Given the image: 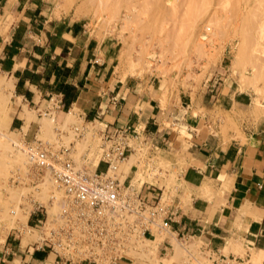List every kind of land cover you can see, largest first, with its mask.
<instances>
[{
	"label": "crops",
	"instance_id": "obj_1",
	"mask_svg": "<svg viewBox=\"0 0 264 264\" xmlns=\"http://www.w3.org/2000/svg\"><path fill=\"white\" fill-rule=\"evenodd\" d=\"M114 45L109 38L90 35L78 20L48 17L43 0H0V79L11 81L17 100L13 112L9 109L8 127L23 128L24 109L31 107L37 113L28 121L24 139L32 142L38 116L54 94L61 100L57 119L72 110L77 119L93 120L107 129L134 127L138 140L161 153L175 151L183 162L179 188L168 204L173 213L169 233L199 241L200 247L216 250L217 255L242 253L248 261L251 252L264 253V116L249 120L242 115L247 92L216 70L208 92L198 99L205 107L239 117L238 135L228 132L224 140L198 127L188 114L175 115L173 98L162 104V88L150 77H118L112 69ZM174 120L185 124L184 146L180 133L166 125ZM152 188L144 190L143 184L140 190L151 199L158 193V187ZM21 241L6 238L0 264H52L51 253ZM168 243L164 238L159 245Z\"/></svg>",
	"mask_w": 264,
	"mask_h": 264
},
{
	"label": "rangeland",
	"instance_id": "obj_2",
	"mask_svg": "<svg viewBox=\"0 0 264 264\" xmlns=\"http://www.w3.org/2000/svg\"><path fill=\"white\" fill-rule=\"evenodd\" d=\"M43 4L48 17L78 20L90 35L111 39L115 43L112 69L118 77H150L162 88V104L173 98L175 115L188 114L195 118L198 127L205 126L224 140L229 138L228 132L237 136L240 131V119L234 113L211 109L198 102L208 92L216 70L247 92L242 115L249 120L264 116V0H43ZM15 102L13 95L7 93V111L13 112ZM256 103L259 108L253 110ZM29 109L34 119L37 112ZM67 113L62 119H57L55 113L53 118L41 113L32 142L46 144L49 149L62 145L68 148L76 166L88 167L87 161H95L97 146L101 143L95 133L99 124L94 121L86 125L88 131L80 138L71 126L79 127L89 120H79L73 112L71 116ZM26 118L25 114V122ZM172 122L166 125L173 132H179L177 137L181 140L185 124ZM24 125L20 130L9 128L0 117V131L21 148L18 151L7 139L0 138V248L8 237H14L16 242L23 239L25 231L30 236L25 244H34L31 237L38 241L40 231L33 227L34 215L29 217V213H38L40 209L42 218L47 217L48 221L57 216L60 208L61 190L46 171L29 164L22 150V142H29L24 139L27 124ZM128 143L134 150L118 164L120 180L126 177L136 189L143 181L151 183V187H160L162 197L167 196L170 201L179 188L178 172L183 165L178 153H161L133 139ZM131 156H136V160L127 165ZM26 213L25 224L31 227L30 231L21 220ZM152 233L153 238H131L119 261L123 264H213L201 252L199 241L192 238L176 237L184 244L189 242L192 251L173 260L170 257L172 233L156 228H152ZM164 238L169 243L161 247L159 244ZM240 256L243 257L242 253ZM262 261L264 253L254 251L244 264Z\"/></svg>",
	"mask_w": 264,
	"mask_h": 264
},
{
	"label": "built area",
	"instance_id": "obj_3",
	"mask_svg": "<svg viewBox=\"0 0 264 264\" xmlns=\"http://www.w3.org/2000/svg\"><path fill=\"white\" fill-rule=\"evenodd\" d=\"M59 94L48 97L46 116H52L60 107ZM71 126L80 138L87 133L86 125ZM95 129L101 140L97 146L95 161H87L76 166L69 156L68 148L60 145L49 149L40 142H22L21 147L29 164L46 171L52 183L61 190L60 208L57 216L47 221L39 212L31 211L33 227L39 229L38 241L34 245L53 255L52 264H109L119 260L131 238H153L152 228L166 231L172 212L167 196L162 197V189L151 199H147L140 188L150 190L151 183L141 182L136 189L129 180H120L117 171L119 163L134 150L128 143L137 139L134 127L124 125L107 129ZM91 135H94L93 133ZM85 158V159H84ZM82 157L87 160V157ZM103 165V169H99ZM118 172V174H117ZM151 191L150 194H152ZM38 207H36V210ZM201 252L213 264H244L243 257L217 255L216 250L200 247Z\"/></svg>",
	"mask_w": 264,
	"mask_h": 264
},
{
	"label": "bare ground",
	"instance_id": "obj_4",
	"mask_svg": "<svg viewBox=\"0 0 264 264\" xmlns=\"http://www.w3.org/2000/svg\"><path fill=\"white\" fill-rule=\"evenodd\" d=\"M245 42V41H244ZM245 44V43H244ZM244 47V46H243ZM263 70V69H262ZM261 75H262V73H260ZM259 76V75H258ZM262 78V77H261ZM251 84V83H250ZM248 85H249V83H248ZM247 85V86H248ZM244 87H245V85H244ZM252 87H254V85L252 86ZM243 88V87H242ZM11 89H12V83H11V81H9V82H3V81H1L0 80V117H2V119H3V121H4V123H5V125H6V127H8V124H9V121H10V118H11V113L9 112V111H7V106H5V101H6V96H7V93H11L12 91H11ZM254 90H255V88H254ZM252 91H253V89H252ZM11 95H12V93H11ZM258 98V97H257ZM9 99V98H8ZM259 103V102H258ZM258 103H256V104H254V109L253 110H255V109H258L259 108V104ZM25 108V107H24ZM25 110V114H26V124L28 123V121L31 119V116H30V110H27V109H24ZM73 111L72 110H70L67 114L68 115H70V113H72ZM68 115H66V116H68ZM71 115H73V113L71 114ZM70 115V116H71ZM69 116V117H70ZM68 118V117H67ZM24 128H25V125H24ZM16 134V133H15ZM0 138H3V139H7L9 142H11L13 145H14V147L19 151V150H21V148L19 147V145H18V143L17 142H15L14 140H12L10 137H8L7 136V134L6 133H4L3 131H0ZM167 152V151H166ZM157 154V153H156ZM158 157V156H157ZM159 158H160V156H159ZM162 158V157H161ZM135 160H136V156H131L130 158H129V160L127 161V165H131V164H133L134 162H135ZM48 179V178H47ZM204 184V183H203ZM205 185H207V184H205ZM205 186L203 185V187L202 188H204ZM205 189H207V186H206V188ZM206 192V191H205ZM23 216V215H22ZM27 216H28V213H26V216L24 215V217H22V223L24 224V225H26L25 223H26V219H27ZM12 222V221H11ZM27 226V225H26ZM27 229L30 231V230H32L31 229V227H27ZM166 231H168V230H166ZM24 232V231H23ZM169 233V232H168ZM170 234V233H169ZM29 235L26 233V231H25V233H24V237H23V239H22V241H23V245L26 243V242H28L30 239H29ZM31 239L34 241V239L31 237ZM22 241H21V243H22ZM170 245H171V247H170V257L174 260V259H176V258H178V256L180 255V254H184V255H188V252L190 253V251H192V250H190L192 247H191V244L189 243V242H187V244L185 243H182L180 240H178L176 237H175V235L172 233V236H171V241H170ZM255 256V255H254ZM260 258V257H259ZM173 262V261H172Z\"/></svg>",
	"mask_w": 264,
	"mask_h": 264
}]
</instances>
